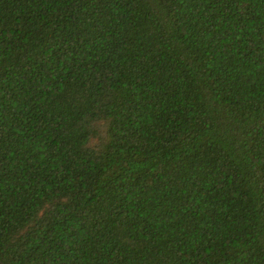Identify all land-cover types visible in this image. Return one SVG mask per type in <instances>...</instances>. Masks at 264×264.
<instances>
[{
	"label": "trees",
	"instance_id": "trees-1",
	"mask_svg": "<svg viewBox=\"0 0 264 264\" xmlns=\"http://www.w3.org/2000/svg\"><path fill=\"white\" fill-rule=\"evenodd\" d=\"M0 264H264V0H0Z\"/></svg>",
	"mask_w": 264,
	"mask_h": 264
}]
</instances>
